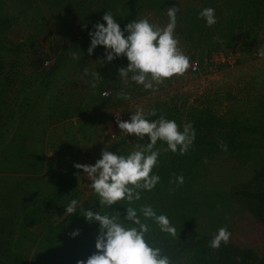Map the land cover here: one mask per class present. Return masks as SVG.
<instances>
[{"label":"rangeland","instance_id":"rangeland-1","mask_svg":"<svg viewBox=\"0 0 264 264\" xmlns=\"http://www.w3.org/2000/svg\"><path fill=\"white\" fill-rule=\"evenodd\" d=\"M111 2L0 0V53L3 57L5 48L11 49L12 52L6 55V61H12L17 57L13 49L17 44L38 43L36 46L48 55L43 62V66L48 68L59 56L61 48L73 45L70 38H81L82 30L92 27L110 7ZM190 2L184 8H178L174 33L179 41V48L191 57L190 67L183 75L166 78L163 83L155 86V90L140 93L141 88L133 87L130 78L125 84L118 76L119 69L127 66L123 62L127 60L125 56L106 61L105 51L102 54L92 52L89 59L95 62L93 65L98 69L99 77L102 75L101 68H115L114 83L102 87L99 97L93 98L86 106L83 105L82 111L78 109L71 118L57 123L50 121L43 133L37 131L32 139L28 140L30 146L25 144V139H15L11 135L0 141V264H6L8 256L14 250L19 235V223L26 209L47 204L52 225L64 224L65 227H71L81 222L83 214L99 202L97 194L88 187L91 181L82 175V169L74 167V163L94 164L106 146L107 150L117 154L120 151L126 156L137 145L147 143V136L145 140H139L134 134L127 136L122 133L117 126L116 112H120V119L128 120L137 108H142L145 112L155 110L156 114L150 119L164 116L175 120L181 128L185 125L186 116L192 113L252 115V103L248 100L251 94L264 90V58L257 54L259 49L264 48V0H247L251 5L240 4L238 10L233 6V0H220V3L223 2L221 7L218 0H210V7L215 9L216 17L219 19L223 15V47L208 54L198 50L194 56L188 50L187 42L183 40L184 31L188 26L194 36H200L202 25L198 20L199 15L195 16V20H188L187 9L191 7V12L194 13L193 9L197 5L202 6V2ZM136 4L142 6L143 2L123 0L120 15L129 13L131 17L129 21H121L122 29L135 19L147 18L161 27L168 23V8L163 2L155 6L144 3L140 11L132 15ZM233 13L244 16L261 13L259 24L262 27L256 26L255 32L250 33L251 21L236 24L232 20ZM83 70L81 72L85 74L83 76L80 72L78 87L79 84L85 88L87 85L90 89L97 84L89 77L95 71L89 66ZM67 89L74 91L69 87ZM86 91L89 95L92 92L91 89H85L82 91L83 96L87 95ZM4 107L6 106H1L0 103V108ZM7 125L12 126L11 123ZM257 150L260 153L256 154L253 160H250L247 154L240 160L225 153L212 155L213 157L207 158L206 163L197 167L204 172L198 177L195 186L200 184L205 191L225 188L229 192V189H240L236 186L245 183L250 187H258L259 181L252 180V173L264 163V149ZM72 199L78 201L77 213L65 215V205ZM221 204L226 211V228L231 233L227 245L243 258L247 256L243 253V248L247 247L254 248L262 256L264 225L256 221L247 206L232 192L227 201H222ZM157 205L158 208L161 207V204ZM194 209L193 226L198 236H204L210 231L207 223L209 221L207 216L198 214L199 207ZM155 211L159 214L165 212L164 209ZM175 214L167 215L174 227L176 224L171 220H174ZM183 222L185 224L187 221L179 219L177 222L175 229L179 231L173 236L174 242L182 234ZM40 227L31 228V231L37 233ZM188 232L187 230L186 234ZM216 233L211 232L209 235L213 238ZM225 245L223 243L224 247ZM252 259L253 257H249L246 260L250 262Z\"/></svg>","mask_w":264,"mask_h":264},{"label":"trees","instance_id":"trees-1","mask_svg":"<svg viewBox=\"0 0 264 264\" xmlns=\"http://www.w3.org/2000/svg\"><path fill=\"white\" fill-rule=\"evenodd\" d=\"M111 1L105 13L111 12L122 26L121 21H129L131 16L129 13L120 15L123 10L121 8L123 0ZM209 1L201 0L202 6L197 5L193 9L194 13L191 12V7L188 8V20H195V16L199 15L203 8L210 7ZM218 1L221 7L223 2ZM142 2V6L134 5L132 15L140 11L144 3L155 6L163 2L167 8H184L191 3L190 0H142ZM232 3L236 10L240 4L241 6L251 5L247 3V0H236V2L233 0ZM219 7H217L218 10ZM105 13L97 22L100 20L103 22L102 17ZM261 16V13L254 16L233 13L232 20L236 24H246L251 21L252 28L249 32L254 33V27H262L259 24ZM198 20L202 25L200 36H194L192 29L188 26L184 31L183 40L187 42L191 55L194 56L198 50H202L203 53L206 51L207 54L219 51L223 47L224 36L221 28L223 15L219 19L217 17L216 23L212 26H208L200 16ZM91 28L93 26L82 30L81 38L71 37L73 45L61 48L58 52L59 56L48 68L43 66L48 55L36 46L38 43L36 45L17 44L13 48L17 57L12 61H6V55L12 52L11 49L5 48L3 57L0 53V103L1 106H6L0 108V141L11 135L15 139H25V144L30 146L28 140L32 139L37 131L43 133L50 121L57 123L71 118L78 109L82 111L83 105L91 103L95 97L97 99L102 87L114 83L115 68L114 70L111 67L101 68L102 75L99 77V71L93 65L95 62L89 59L87 50L90 46L89 31L93 30ZM104 51L103 46H97L93 53L102 54ZM189 59H191L190 56ZM123 62L125 65L128 64L126 59ZM87 66L95 71L89 77L97 84L90 88L92 90L90 95L87 91V95L86 92L84 93L87 96L85 97L82 91L90 89L87 85L86 88L80 84L78 87L77 81L81 74L84 76L85 73L81 71H84L83 68L86 69ZM132 84L135 88H141L140 93L146 90L142 85H137L135 82ZM67 87L74 91H69ZM253 95L251 94L248 100L252 103V115L244 114L246 115L244 116L241 113L225 116L201 112L188 114L185 124L189 122L192 124L195 129V139L183 155L168 151L164 141L154 146L153 150H159L160 155L153 172L159 175L160 180L152 190L137 189L141 196L139 200L132 202L123 200L112 206L100 205L98 202L89 209L101 214L115 215L121 221L127 206L136 208L138 215L143 205H151L154 210L164 209L166 216L176 213L174 220H171L173 224L177 226L179 219L187 221L185 224L183 222L184 229L176 242L173 235L161 232L158 225L151 219L145 220L141 216V219L149 225L148 241L155 247H159L162 254L169 257L171 264H264V254L260 256L252 247L243 248V253L247 254L243 258L227 244L224 247L221 243L219 248L209 246L212 239L209 234L216 233L219 228L227 226L226 211L221 203L227 201L231 192L238 196L243 205L247 206L256 221L264 225V163L261 164V168L252 173V180L259 181L258 187H250L245 183L236 186L240 189H229L231 190L229 192L225 188L205 191L200 184L195 186L198 183V177L204 172L197 167L201 163H206L207 158L213 157L212 155L225 153L240 160L247 154L250 160H253L255 155L260 153L257 149H264V90H258ZM8 123L12 126H8ZM178 176H183L182 183L177 182ZM157 204H161V207L158 208ZM195 207H199L198 214L207 216L209 221L207 223L210 231L204 236H198L193 226ZM48 211L47 204L25 210L19 223V235L14 244V250L8 256L6 264H77L78 260H86L96 251L95 242L99 232V222H89L84 217L81 222L71 227H65L64 224L55 226L50 221ZM156 213L159 215L157 211ZM34 227H40L41 232H32L31 228ZM204 227L206 228L205 225ZM76 229H79V235L73 237L71 233ZM187 230L189 232L186 234ZM177 231L179 230L176 229ZM249 257H253L250 262L246 260Z\"/></svg>","mask_w":264,"mask_h":264},{"label":"clouds","instance_id":"clouds-1","mask_svg":"<svg viewBox=\"0 0 264 264\" xmlns=\"http://www.w3.org/2000/svg\"><path fill=\"white\" fill-rule=\"evenodd\" d=\"M177 11V7L168 8V23L163 27L143 18L131 21L123 29L113 14L107 11L102 17L103 22H96L93 30L89 31L90 46L87 51L91 54L97 46H103L106 61L125 56L128 64L119 69L120 79L127 84L130 78L146 90H155V86L166 78L183 75L190 67L189 57L179 48V41L174 35ZM199 16L208 26L217 20L212 7L203 8ZM257 54L264 58V48L259 49ZM155 114V110L145 112L137 108L128 120H123L119 118L120 112H116L121 132L127 136L134 134L139 140H145L147 136V143L137 145L126 156L120 151L119 154L109 151L106 146L94 164L74 163V167L82 169V175L91 181L88 187L97 194L100 205L112 206L123 200H139L141 196L137 189L150 191L157 185L160 177L153 172V168L158 164L160 152L153 149L158 140L166 142L168 151L181 155L192 144L195 129L190 122L181 128L175 120L164 116L150 119ZM176 180L182 183L183 176L176 177ZM77 204L76 199L66 204L65 215L77 213ZM83 215L89 222H99V232L96 251L86 260H78L77 264H171L169 257L148 241L149 225L141 216L145 220L151 219L161 232L175 236L176 229L165 214L158 215L151 205H143L140 215L136 208L127 206L123 221L115 215L91 209ZM71 235H79V229ZM230 236L227 228L221 227L209 246L219 248L222 242L228 243Z\"/></svg>","mask_w":264,"mask_h":264}]
</instances>
